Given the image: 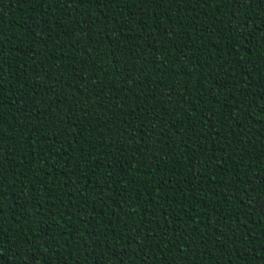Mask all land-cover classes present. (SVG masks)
Segmentation results:
<instances>
[{
	"label": "trees",
	"instance_id": "1",
	"mask_svg": "<svg viewBox=\"0 0 264 264\" xmlns=\"http://www.w3.org/2000/svg\"><path fill=\"white\" fill-rule=\"evenodd\" d=\"M0 264H264V0H0Z\"/></svg>",
	"mask_w": 264,
	"mask_h": 264
}]
</instances>
